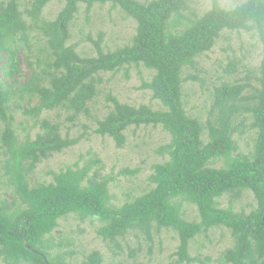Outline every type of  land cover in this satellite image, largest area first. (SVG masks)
<instances>
[{
	"label": "trees",
	"instance_id": "trees-1",
	"mask_svg": "<svg viewBox=\"0 0 264 264\" xmlns=\"http://www.w3.org/2000/svg\"><path fill=\"white\" fill-rule=\"evenodd\" d=\"M52 1L32 0L25 11L29 22L17 0L0 1V60L5 58L0 74V149L6 156L3 168L10 187L9 199H0V260L4 264H70L52 254L51 237L60 219L74 215L98 222L97 236L119 251L120 240L128 232H139L145 241H152L153 230H171L179 240L175 264L191 263L188 248L195 237L226 229L233 245L222 254L224 264H264V0H245L232 9L214 1L199 17L184 13L186 0H62L56 18L44 21L42 10ZM80 5L87 13L94 6L119 8L135 23L131 41L104 52L102 37L88 38L96 55L80 56L74 46L67 45L70 24ZM32 30L45 40L42 51H47L48 61H41L46 69H32L28 81L17 89V55L22 44H28ZM241 31L255 33L262 46L261 61L245 78L246 83L225 80L213 86L209 91L211 119L204 128L184 109L182 85L198 78L184 72L195 68L196 60L224 32ZM138 66L152 72L141 87L151 92L160 108L133 107L111 97V109L97 120L94 132L110 138L120 149L126 144L128 129L161 127L169 142L159 151L167 159L152 166L150 188L114 208L110 178L99 177L97 172L90 178L89 166L51 173V181L31 185L29 176L39 162L78 141L62 137L60 124L38 120L42 113L62 110L71 120L87 115L101 74ZM235 73L236 65L229 63L225 74ZM25 96L37 100L23 114L37 121L39 132L20 140L14 130L12 105L18 108L14 99ZM247 131L254 134L253 147L241 154L233 136ZM215 161H222V166L211 167ZM246 191L253 195L255 208L248 213L234 211L232 201ZM223 196L230 203L219 208L217 200ZM183 202L195 206L197 221L184 219ZM80 264H103V260L93 251Z\"/></svg>",
	"mask_w": 264,
	"mask_h": 264
},
{
	"label": "rangeland",
	"instance_id": "rangeland-1",
	"mask_svg": "<svg viewBox=\"0 0 264 264\" xmlns=\"http://www.w3.org/2000/svg\"><path fill=\"white\" fill-rule=\"evenodd\" d=\"M214 1L221 8L232 9L245 0H186L184 13L190 17L193 15L199 17L211 8ZM17 2L20 11L23 12V18L29 22L25 11L30 8L32 0ZM63 5L62 0L48 3L42 10L41 19L53 21ZM134 33V21L126 17L119 8H112L111 5L94 6L87 13L85 6L80 5L70 24V39L67 45L74 46L82 57H92L96 52L88 38L97 40L102 37V51L106 52L128 44ZM44 45L45 40L37 30L29 33L28 44H22L17 55L20 74L14 77L17 89L28 81L32 69H46L41 61H48L47 51H42ZM262 55V46L254 32H224L213 48L196 60L195 68H188L184 72L198 75L197 81L188 80L182 85V101L186 114L198 119L205 128L206 121L211 119L209 91L225 80L232 84L246 83L245 78L250 76L252 68L260 63ZM4 62L5 58L0 60V74ZM229 63L236 65V73L231 77L225 74V67ZM151 76L152 72L143 66L129 67L118 73L101 74L97 95L88 105L87 115L81 114L71 120L67 119L68 113L62 110L42 113L38 120L46 119L54 124H60L62 137L78 141L62 153L39 162L29 176L31 185L51 181V173L89 166L90 178H93L95 172L99 177L110 178L108 190L110 205L114 208H120L125 202L147 191L150 188L152 166L167 159V155L164 153L162 156L159 150L168 144L169 136L161 127L130 128L125 132V146L119 149L110 138L98 136L94 131L97 120L102 119L110 111L111 97L129 106L145 105L159 109L160 105L152 99L151 92L141 87L143 83L149 82ZM36 103L37 100L26 96L23 99L19 97L14 99V104L19 106L16 108L12 105L14 130L20 140L26 134L33 138L39 132L37 121L35 123L33 118L23 114L24 109ZM233 138L237 152L248 154L252 150L253 132L247 131L240 136L236 134ZM202 139L204 142L207 141L206 129ZM5 160L6 156L0 149V199L8 200L7 193L10 192V187L3 168ZM210 165L217 168L222 166V161H215ZM127 171L135 174H128ZM217 201L219 208H226L230 203L227 196ZM232 206L236 212L248 213L256 204L253 195L246 191L239 199L232 201ZM181 210L185 220H198L195 206L183 202ZM99 226L98 222L82 221L74 215L60 219L51 237L52 243L55 244L52 254H58L70 264H80L85 256L93 251L100 253L103 264H175L177 260L174 253L179 240L171 230L162 229L159 232L153 230L152 241H145L139 232H128L125 240H120L122 249L119 251L97 236L96 229ZM137 234L139 237H135ZM232 245L233 239L226 229H212L202 233L189 243L188 254L192 260L190 264H224L222 254ZM131 253L134 254L131 256ZM0 264L4 263L0 260Z\"/></svg>",
	"mask_w": 264,
	"mask_h": 264
},
{
	"label": "water",
	"instance_id": "water-1",
	"mask_svg": "<svg viewBox=\"0 0 264 264\" xmlns=\"http://www.w3.org/2000/svg\"><path fill=\"white\" fill-rule=\"evenodd\" d=\"M33 252H34V253H36V251H35V250H33Z\"/></svg>",
	"mask_w": 264,
	"mask_h": 264
}]
</instances>
